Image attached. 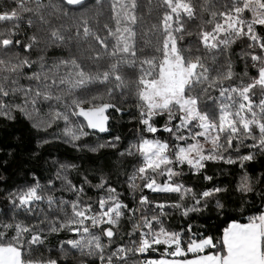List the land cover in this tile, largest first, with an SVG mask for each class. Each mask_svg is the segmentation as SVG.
I'll return each mask as SVG.
<instances>
[{
  "label": "trees",
  "instance_id": "1",
  "mask_svg": "<svg viewBox=\"0 0 264 264\" xmlns=\"http://www.w3.org/2000/svg\"><path fill=\"white\" fill-rule=\"evenodd\" d=\"M5 13L21 18L0 20V247L23 264H146L205 239L223 255L226 228L264 214V0H0ZM171 47L206 77L184 92L185 128L178 105L148 115L142 99ZM104 104L100 136L76 111ZM199 117L216 135L179 158ZM145 141L169 162L147 168Z\"/></svg>",
  "mask_w": 264,
  "mask_h": 264
},
{
  "label": "rangeland",
  "instance_id": "2",
  "mask_svg": "<svg viewBox=\"0 0 264 264\" xmlns=\"http://www.w3.org/2000/svg\"><path fill=\"white\" fill-rule=\"evenodd\" d=\"M5 14L9 16L8 19H5V21L8 22L17 21L21 18L18 15ZM206 69V66L202 67L203 71H206ZM195 71L196 62L186 66L184 61L176 55L173 47H171L159 66L157 78L152 81H147L144 84L145 89L142 92V99L148 108V115L154 114L153 112L156 110L167 108L170 104H175L178 105L181 110L180 120L182 122L181 126H184V128L191 122L192 119L197 118L198 116L195 110V101L187 99L183 96L184 92L189 88L192 82L202 81L205 83L206 81V77L202 78L201 75H195ZM257 82L264 88V68L260 71V76ZM199 121L201 129V133L199 135L201 137V141L196 142L194 146L189 149V151L185 149L179 151V158L184 157L187 160L192 161L194 157L196 158L200 156L203 150L209 149L207 146L210 142H212L210 141L212 139V135H216L215 128L208 124L202 117H199ZM166 148V145L155 141L143 142L141 144V152L143 154L145 166L147 168L158 169L162 165L167 164L169 159L166 154ZM156 188L158 191L177 190L169 185ZM114 209L116 208H113L111 212H113ZM108 221L109 219L107 218V222ZM141 234L140 237L143 238L144 236L142 237ZM169 238H171L170 235L166 237H159L156 238V242L166 244ZM168 244L175 245L174 248L179 245L176 242ZM210 244L211 242L209 239L192 242L188 246L187 252L192 253L198 249H205L210 246ZM177 253L181 254L180 251H177ZM153 263H156V261Z\"/></svg>",
  "mask_w": 264,
  "mask_h": 264
},
{
  "label": "crops",
  "instance_id": "3",
  "mask_svg": "<svg viewBox=\"0 0 264 264\" xmlns=\"http://www.w3.org/2000/svg\"><path fill=\"white\" fill-rule=\"evenodd\" d=\"M264 238V214L257 221L239 224L231 223L223 233L224 254L218 252L203 253L198 249L185 257L177 253L168 258H160L146 264H264V255L260 250ZM199 253L198 255H195ZM0 264H23L18 250L13 247H0Z\"/></svg>",
  "mask_w": 264,
  "mask_h": 264
},
{
  "label": "water",
  "instance_id": "4",
  "mask_svg": "<svg viewBox=\"0 0 264 264\" xmlns=\"http://www.w3.org/2000/svg\"><path fill=\"white\" fill-rule=\"evenodd\" d=\"M70 8H78L84 5L87 0H61ZM115 110V107L110 104H104L99 108L85 109L78 108L76 111V117L81 119L90 133H94L100 136L108 135L110 133L109 123L110 118L108 112ZM118 115H127L128 111L116 110ZM110 237V236H109Z\"/></svg>",
  "mask_w": 264,
  "mask_h": 264
},
{
  "label": "built area",
  "instance_id": "5",
  "mask_svg": "<svg viewBox=\"0 0 264 264\" xmlns=\"http://www.w3.org/2000/svg\"><path fill=\"white\" fill-rule=\"evenodd\" d=\"M8 18H9V16H7L6 14H0V20H5V19H8ZM145 188L152 189L153 188V185L149 181H147L146 184H145ZM140 202L141 203H145L146 202V199L145 198H142L140 200ZM141 236L143 237L144 235L141 234ZM142 245H147V242L145 240H142L141 244L139 245V248H141Z\"/></svg>",
  "mask_w": 264,
  "mask_h": 264
}]
</instances>
